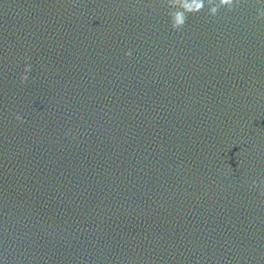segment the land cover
Listing matches in <instances>:
<instances>
[{
    "label": "clouds",
    "instance_id": "9594fccd",
    "mask_svg": "<svg viewBox=\"0 0 264 264\" xmlns=\"http://www.w3.org/2000/svg\"><path fill=\"white\" fill-rule=\"evenodd\" d=\"M168 7V16L170 19L171 27L174 31H180L185 26L188 17L190 15H196L202 12L205 7L208 8V14L212 17L217 16L220 9H225L229 12L233 11L237 6L241 4V0H163ZM257 20H264V8L257 9ZM132 52L129 50L125 53L127 56H131ZM31 71V65L26 64L24 68V75L20 77L21 83L28 80L27 73ZM17 120H20L19 115L16 116ZM253 187H260L259 195L264 196V180L253 181Z\"/></svg>",
    "mask_w": 264,
    "mask_h": 264
}]
</instances>
